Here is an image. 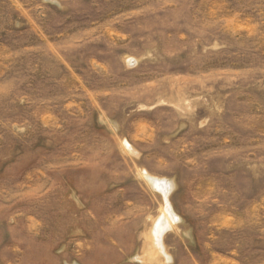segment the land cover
Listing matches in <instances>:
<instances>
[{"label": "rangeland", "instance_id": "374dc122", "mask_svg": "<svg viewBox=\"0 0 264 264\" xmlns=\"http://www.w3.org/2000/svg\"><path fill=\"white\" fill-rule=\"evenodd\" d=\"M0 264H264V0H0Z\"/></svg>", "mask_w": 264, "mask_h": 264}, {"label": "bare ground", "instance_id": "6f19581e", "mask_svg": "<svg viewBox=\"0 0 264 264\" xmlns=\"http://www.w3.org/2000/svg\"><path fill=\"white\" fill-rule=\"evenodd\" d=\"M151 181H154L152 178H151ZM168 192V191H167ZM165 197H166V192L164 193V199H165ZM165 201H166V199H165ZM169 211V210H168ZM167 211V212H168ZM170 212V211H169ZM171 213V212H170ZM168 215V214H167ZM161 231H162V229H160V231H158V233H161ZM157 236H159L160 237V234H157ZM160 239V238H159ZM158 241H160V240H158ZM158 244H160V243H158Z\"/></svg>", "mask_w": 264, "mask_h": 264}]
</instances>
